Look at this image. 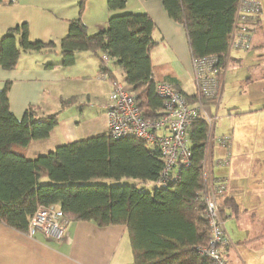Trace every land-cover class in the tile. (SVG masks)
Returning <instances> with one entry per match:
<instances>
[{"label":"trees","instance_id":"trees-1","mask_svg":"<svg viewBox=\"0 0 264 264\" xmlns=\"http://www.w3.org/2000/svg\"><path fill=\"white\" fill-rule=\"evenodd\" d=\"M161 1L168 17L183 26L191 59L214 55L220 62L226 60L237 0ZM8 3L11 0H0V4ZM85 3L79 0L76 17L66 20L67 33L59 42L60 66H71L76 51L100 58L107 55L121 69L120 82L132 86L142 116L156 119L163 100L155 94L159 81L150 60L157 45L152 38L154 22L145 13L125 12L126 0H106L107 26L89 35L82 21ZM55 47L53 41H31L28 24H17L0 38V68L13 70L22 53H49ZM100 71L110 82H119L109 68L100 67ZM9 86L6 83L0 90V224L28 235L37 208H56L67 222H88L99 228L125 226L132 264H207L196 252L210 237L204 217L207 185L203 170L208 126L202 116L187 135L190 166L179 168L165 184H157L163 168L158 149L135 137L115 139L107 131L27 159L30 143L49 137L59 112L37 115L28 107L17 119L9 106ZM196 96L187 101L194 103ZM68 103L60 105L64 108ZM96 179H133L136 183L109 185ZM219 207L222 219L220 201Z\"/></svg>","mask_w":264,"mask_h":264},{"label":"crops","instance_id":"crops-1","mask_svg":"<svg viewBox=\"0 0 264 264\" xmlns=\"http://www.w3.org/2000/svg\"><path fill=\"white\" fill-rule=\"evenodd\" d=\"M258 1L262 11L254 25V32L257 30L251 45L254 53L249 55L250 58L247 57L252 62L247 80L255 78L264 83V0ZM14 3L16 6L12 5ZM23 6L20 0L0 4V38L15 25L27 21L28 17L21 12ZM89 11L88 7L87 13ZM124 11L145 13L152 19L155 24L152 38L157 43L150 54L154 77L159 82L171 84L173 90L189 100L195 94V88L183 26L168 17L161 0H126ZM101 17L103 19L91 25L86 23L89 35L107 26L109 13L105 12L103 15L101 12ZM82 21L84 23V18ZM56 29L60 33L61 30L64 31L63 34L67 33L64 26ZM29 39L55 43L51 38L47 40L39 37L35 31ZM58 53L60 48L56 44L53 52L22 53L13 70L0 68V90L6 83L10 84L9 106L17 119H21L28 107L35 109L37 115L46 116L59 112L58 124L49 137L31 142L28 146L26 158L30 160L59 145L98 134L94 129L100 125L96 118L100 107L105 114L110 92V86L105 82L108 81L107 75L100 71V67L109 68L121 81L119 66L110 61L106 67L100 56L97 57L92 52L82 51L81 54H76L74 63L68 67L60 66L61 58ZM236 60L241 62L243 57L231 56L227 72L230 63ZM225 81L226 77L223 85ZM223 85L220 103L209 106L211 113L217 116L220 109L226 108L228 117L244 116L250 118L247 122L252 120V125L246 123L241 127H226L220 134L231 139V157L227 164L229 167L223 168L218 174L214 173L216 167L212 169L213 175L222 178L227 187L220 204L223 226L230 244L220 253L224 264H264V93L253 95L244 103L228 99L222 101ZM63 101H69L64 108L60 105ZM97 102L102 105L96 104ZM104 117L106 119L105 115ZM105 131L107 124L102 132ZM214 132L215 128L213 135ZM213 144L208 146L206 155L216 160ZM229 199L233 203L227 201ZM132 263L125 226L99 228L88 222H67L62 240L55 241L45 239L40 233L29 237L0 224V264Z\"/></svg>","mask_w":264,"mask_h":264},{"label":"built area","instance_id":"built-area-1","mask_svg":"<svg viewBox=\"0 0 264 264\" xmlns=\"http://www.w3.org/2000/svg\"><path fill=\"white\" fill-rule=\"evenodd\" d=\"M261 11L258 0H237L226 60L220 62L214 55L191 59L192 82L197 95L194 103H189L179 92L173 90L171 84L158 82L154 90L163 100V109L159 117L148 120L136 106L132 86L120 81H105L110 86L108 103L105 106L107 132L115 139L135 137L158 149L163 168L157 184H165L175 178L179 168L190 166L191 151L187 135L199 116L204 118L208 126V146L216 142L224 150L225 158L213 160L206 155L203 164L207 185L204 217L208 222L210 237L208 244L197 247L196 252L207 264H224L219 248L230 243L219 207L220 199L226 194V182L215 177L212 169L224 167L229 163L231 140L227 136L213 135L216 115L211 113L209 104L214 102L217 105L221 101L223 80L232 54L246 52L251 48L254 25ZM110 61L107 55H101V62L106 67ZM66 225L67 220L60 210L39 207L30 218L27 236L33 237L40 233L47 240L61 241Z\"/></svg>","mask_w":264,"mask_h":264},{"label":"rangeland","instance_id":"rangeland-1","mask_svg":"<svg viewBox=\"0 0 264 264\" xmlns=\"http://www.w3.org/2000/svg\"><path fill=\"white\" fill-rule=\"evenodd\" d=\"M20 1L23 2L24 4V6L21 9V12L28 17L26 22H28L29 36H32L35 31L39 37H43L47 40L51 38V40H54L55 44H57L58 46L59 41L61 40L62 37H64V35H66V32L65 34H63L64 31L61 30L60 33L59 30L56 28H61L64 26V29L67 30L66 20L67 21L71 20L74 16L77 15V2L79 0H20ZM12 5L16 6V3ZM88 7L90 8V11L87 13ZM101 12L103 15H105V12L109 13L106 7V0H86L85 8L82 14V18H84L85 25L87 22L91 25L103 19L101 17ZM256 31L257 30H255V32L253 31L251 37V45L253 44V39ZM252 49L253 46H251V48L246 52L233 53L232 55L233 58L236 57L237 55H241L243 57V60L241 62L236 60L230 63V68L228 69V72L225 76L226 81L223 85L222 101L228 99L231 101L244 103L246 100H249L250 98L254 97L253 95L257 93L258 94L264 93V83L262 81L255 80V78L252 81L247 80L248 69L250 68V66H252V62H249L247 60V57L254 53V50ZM78 53L81 54V51L74 52V56L76 57V54ZM248 58H250V56ZM228 81H230L229 82L230 85H228L227 88ZM85 103H87V101H85ZM96 104L102 105L100 102H97ZM210 105L214 106L215 103L214 102L210 103L209 106ZM104 115L105 114H103V109L100 107L98 111V116L96 118V121H98L100 125L94 128L95 133L98 132L101 133L102 131H104L106 124V119H104L105 118ZM223 115L224 117H222ZM248 119L250 118H245L244 116H238V115H234L233 117H228L226 114V108L220 109L218 115L216 116V121H215L216 125L214 123V127H213V130L215 128L214 136L221 137L220 134L226 127H230V126L241 127V125L246 123L252 125V120L247 122ZM213 148H214L215 159L225 158L224 150H222L216 142H214ZM228 167H229L228 165L224 167L218 166L214 169V173L218 174L220 170H223V168H228ZM94 182H101L109 185H133L136 183V181L133 179H122L120 181L96 179L94 180Z\"/></svg>","mask_w":264,"mask_h":264}]
</instances>
